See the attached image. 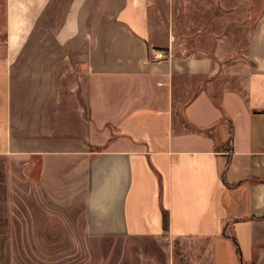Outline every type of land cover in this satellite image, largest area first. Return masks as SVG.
<instances>
[{
    "label": "crops",
    "instance_id": "1",
    "mask_svg": "<svg viewBox=\"0 0 264 264\" xmlns=\"http://www.w3.org/2000/svg\"><path fill=\"white\" fill-rule=\"evenodd\" d=\"M258 14L246 54L222 73L210 55L176 53L150 0H6L0 158L37 171L40 201L67 213L53 218L94 244L58 250L38 243L52 232L0 215V239L34 241L7 255L264 264V0ZM1 176L8 194V166ZM71 251L93 257L52 258Z\"/></svg>",
    "mask_w": 264,
    "mask_h": 264
},
{
    "label": "rangeland",
    "instance_id": "2",
    "mask_svg": "<svg viewBox=\"0 0 264 264\" xmlns=\"http://www.w3.org/2000/svg\"><path fill=\"white\" fill-rule=\"evenodd\" d=\"M152 10V25H160L162 29L168 30L169 39L174 44V50L180 55L207 54L214 58L223 73L228 66L237 65L241 62L239 57L244 56L247 51V42L252 27L259 16L262 0H150ZM232 2V4H231ZM233 5V6H232ZM232 7V8H230ZM6 0H0V47L5 40L6 34ZM162 32V31H161ZM160 34V31L158 32ZM166 33V32H165ZM164 32H162V35ZM165 35L162 36L164 39ZM170 46V45H169ZM171 47V46H170ZM174 51V52H175ZM8 166L9 181L11 188L6 194L0 190V215H9L15 221L11 223L10 229H32L40 228V232H52L55 238L50 240L41 238L38 243H51L54 248L71 249L80 246H92L84 239H79L75 234L72 237L68 231L75 232L76 225L72 226L62 218L60 221L53 216L64 215L65 211H55L40 201L39 192L32 188L31 181L36 177L37 171L23 175L22 168L10 159L0 158V180L1 172L6 171ZM25 170V169H24ZM28 171V170H25ZM13 184V186H12ZM8 200V203L6 202ZM67 214V213H66ZM69 214V213H68ZM25 217H30L27 220ZM35 217L38 223L32 222ZM45 221V222H44ZM32 231V230H31ZM50 241V242H48ZM33 239L21 238L0 239V264H10L11 258L23 263H32L33 255H7V247L25 246L30 247ZM164 246H169L163 241ZM122 247L148 248L152 243L135 244L130 241L121 243ZM74 251L58 256H52L61 260L65 257L75 262L93 257L88 255H72ZM49 257V256H48ZM62 261V260H61ZM176 264H180L179 258Z\"/></svg>",
    "mask_w": 264,
    "mask_h": 264
},
{
    "label": "trees",
    "instance_id": "3",
    "mask_svg": "<svg viewBox=\"0 0 264 264\" xmlns=\"http://www.w3.org/2000/svg\"><path fill=\"white\" fill-rule=\"evenodd\" d=\"M233 134H232V127H230V141L228 144H232L233 141ZM163 222H164V231L167 233L169 231V225H170V221H169V214L167 212H164V218H163Z\"/></svg>",
    "mask_w": 264,
    "mask_h": 264
},
{
    "label": "built area",
    "instance_id": "4",
    "mask_svg": "<svg viewBox=\"0 0 264 264\" xmlns=\"http://www.w3.org/2000/svg\"><path fill=\"white\" fill-rule=\"evenodd\" d=\"M163 56H164V55H163V54H161V53L158 55V57H160V58H162Z\"/></svg>",
    "mask_w": 264,
    "mask_h": 264
}]
</instances>
